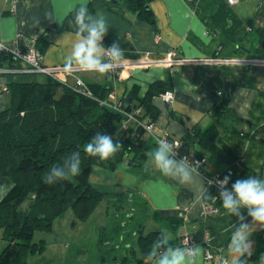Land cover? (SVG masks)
I'll list each match as a JSON object with an SVG mask.
<instances>
[{
    "label": "crops",
    "instance_id": "0c3cea01",
    "mask_svg": "<svg viewBox=\"0 0 264 264\" xmlns=\"http://www.w3.org/2000/svg\"><path fill=\"white\" fill-rule=\"evenodd\" d=\"M83 3L90 13L105 14L110 27L103 44L107 48L113 42L118 43L127 60L114 82L108 73L78 69L76 76L88 84L112 86L114 83L118 98L133 85L139 87L142 97L150 84L168 80L167 89L172 91L173 101L166 104L158 96L151 100L158 111L155 133L169 132L183 142L184 149L194 154L195 130L215 124L219 141L241 157L245 167L241 179L250 175L264 178V145L227 133L214 112L216 92L225 91L227 105L241 119L238 128L246 129L247 123L264 124V62H253L264 61V50L259 47L264 39L259 32L264 29V0H239L232 6L226 0H152L149 7L154 25L138 20L117 0H18L14 12L9 10V0H0V42L10 44L15 35L21 33L20 45L34 41L43 65H63L77 39L76 29L69 21ZM48 14L52 15V20L47 19ZM35 19L41 21L40 25L34 26ZM47 31L45 38L43 34ZM169 50L175 51L178 58L197 62L176 65L170 72L158 61ZM145 54L155 62L147 68H139L133 62ZM13 73L12 78L19 82L44 78L39 74ZM6 81L7 77L0 72V110L7 107L8 101L11 104L9 90L3 89L7 87ZM72 83V77L68 76L67 84ZM98 166L102 172L90 175L94 176L92 184L97 189L112 191L113 184L144 197L151 214L147 233L161 231L169 241L190 238V243L203 247L198 264H211L204 259L206 249L216 261L231 264L228 243L233 225L239 226L240 221L226 209L214 217L208 216L200 185L185 186L170 180L152 164L150 154L142 174L125 163H119L113 170ZM222 170V165L213 162L204 167V171L211 174ZM0 184L11 183L1 179ZM242 213L250 223L247 211L242 210ZM261 230L264 228L258 227L252 232V255L256 258L247 259V264H259V256L264 253V237L256 236Z\"/></svg>",
    "mask_w": 264,
    "mask_h": 264
},
{
    "label": "trees",
    "instance_id": "16d2710c",
    "mask_svg": "<svg viewBox=\"0 0 264 264\" xmlns=\"http://www.w3.org/2000/svg\"><path fill=\"white\" fill-rule=\"evenodd\" d=\"M151 1L117 0V3L127 8L138 20L154 25V15L149 7ZM259 32L264 36V29ZM48 33L45 32L43 37L46 38ZM0 68L13 70L21 67L11 57L0 53ZM3 74L7 77L6 88L11 96V104L0 110V174L13 187L0 200L3 242L0 264H28L27 258L39 254L44 247L42 240H32L35 231H48L54 219L68 209L77 218L83 219L103 199L108 200L115 213L100 228L97 247L101 264H149L144 260V254L162 232L153 230L142 235L143 218L148 216L144 197L132 189L119 192L99 190L89 178L92 165L113 170L119 163H125L133 171L142 174L145 161L157 143L137 124L129 123L122 128L124 117L100 104L98 100L106 99L112 86L88 84L97 98L95 100L76 94L67 84L50 77H44L42 81L19 82L12 78L14 73ZM167 87L168 80L156 81L148 86L141 97L139 87L133 85L118 99L127 110L141 108L139 119L148 117L154 122L158 111L151 100L168 90ZM216 96L214 112L222 128L229 134L264 145V124L247 123L246 129L238 128L241 119L227 105V92L217 91ZM97 132L111 135L122 143L123 148L113 158L102 162L88 156L83 146ZM194 142L197 144L194 154L184 149L182 142L178 155L204 159L201 167L204 177L216 174L223 178L230 171L229 188L235 180L241 179L245 172L241 157L219 141L215 124L195 130ZM73 151L81 154V175L52 185L45 184V174L53 165L63 164ZM208 162L222 165L223 170L213 174L205 172L204 167ZM207 188L217 198L210 199L203 191V202L220 212L224 208L218 198V189L212 186ZM27 200V206L21 208ZM256 236L264 237V230ZM169 242L174 246L182 245L180 239ZM135 245L139 249L138 255L134 252ZM249 258L256 257L252 255L246 259ZM210 262L220 264L215 259Z\"/></svg>",
    "mask_w": 264,
    "mask_h": 264
},
{
    "label": "clouds",
    "instance_id": "9594fccd",
    "mask_svg": "<svg viewBox=\"0 0 264 264\" xmlns=\"http://www.w3.org/2000/svg\"><path fill=\"white\" fill-rule=\"evenodd\" d=\"M47 19L52 20L51 14ZM39 19L34 20V26L40 25ZM69 25L76 29V41L72 45L69 55L65 57L64 66L67 69L76 67L85 72L101 74L113 71L127 60L124 50L116 42L107 48L104 46V37L109 30V23L103 12L92 14L87 4L83 3L72 16ZM123 148L119 140L106 133L97 132L84 146V152L99 161L113 158ZM179 145L170 143L167 139H160L155 149L150 153L151 162L164 176L185 186L200 185L208 198L216 199L205 186L199 172L200 162L191 161L187 155L178 158ZM81 154L73 151L64 160L63 164L53 165L44 176V183L52 185L60 180H69L81 175ZM102 169L98 165L91 168L90 175L99 174ZM231 172L222 179L215 178L207 181L208 185L218 188V198L222 207L230 216L240 221L239 226L233 225V232L228 243V252L231 255V264H247V257L254 251L252 232L256 228H264V178L250 175L244 179H237L228 187ZM13 185L0 184V200L4 199ZM199 199V196L197 197ZM242 210L247 211L251 222L246 221ZM162 249V250H161ZM203 256L201 245L186 241L183 245H172L167 236L161 233L150 250L144 254V260L149 264H198ZM227 264V261H225ZM259 264H264V253L259 256Z\"/></svg>",
    "mask_w": 264,
    "mask_h": 264
},
{
    "label": "built area",
    "instance_id": "2783aa9c",
    "mask_svg": "<svg viewBox=\"0 0 264 264\" xmlns=\"http://www.w3.org/2000/svg\"><path fill=\"white\" fill-rule=\"evenodd\" d=\"M18 0H9V10L11 12L15 11L16 4ZM239 0H226L228 5H235ZM23 39V35L21 33H17L15 35L14 40L10 44H4L0 42V53L11 57L15 62L19 63L20 67L19 69H13V70H7L0 68V72L2 73H10V72H16V73H30V74H39L44 77H50L54 80L60 81L63 84H67V77L71 76L73 79V83L71 85L67 86L76 94H79L84 97L92 98L97 100L96 97L93 96L92 92L89 89L88 83H86L83 79L76 76L75 73L78 71V68L73 67L71 69L65 68L63 65H53V66H45L42 63V55L40 52L35 48L34 41L31 42L29 45L21 46L20 41ZM160 63L165 65L170 72H172V69L176 65L180 64H189L193 62H197L196 60L192 59H181L175 56V51L169 50L164 58L161 60H158ZM155 61H153L148 54L143 55L138 61L133 62L135 65H137L139 68H147L151 64H153ZM255 62H264L262 60H254ZM126 63H122L120 66L116 67L113 71L108 72V74L113 79V82L120 76L119 70L121 67H124ZM6 89V88H5ZM160 100H162L166 104H170L173 101L174 95L172 91L165 90L162 92L159 96ZM101 105H104L108 107L109 109L120 113L124 117V121L122 124V128H125L127 124H137L140 126L144 132L149 135V137L158 143L160 139H167L170 143H174L181 146L182 142L179 139L173 138L169 132L164 131L162 134L158 135L155 133V122L151 121L148 117L144 119H139L138 115L141 113V108L135 107L131 110H127L123 107L122 102L118 99L116 92H115V86L114 83L112 85V90L109 92L106 99L98 100ZM183 157L179 156L178 158ZM191 161H199L200 167L199 172L205 179V186H212L217 188L215 185H208L207 181L213 180L215 178H220L218 175H212L210 177H204V175L201 173V167L204 164V159L199 158H192ZM218 189V188H217ZM205 213L209 216H216L219 213V210L216 207H213L210 204L204 205ZM190 241V238L184 237L181 241V244L183 245L186 241ZM204 259L206 261H211L214 258V255L212 252L208 249L204 252ZM220 264H225V261L218 260L217 261Z\"/></svg>",
    "mask_w": 264,
    "mask_h": 264
},
{
    "label": "rangeland",
    "instance_id": "374dc122",
    "mask_svg": "<svg viewBox=\"0 0 264 264\" xmlns=\"http://www.w3.org/2000/svg\"><path fill=\"white\" fill-rule=\"evenodd\" d=\"M3 89L6 90L7 88ZM9 104L10 101H8L7 106ZM1 179L6 180V177L0 174ZM89 181L92 183L94 176H91ZM95 181L98 182L97 179ZM112 186V191L119 192L124 190V188L113 184ZM27 204L28 200L21 208H25ZM113 213H115L114 208L108 200L104 199L99 201L89 212L88 216L83 219L77 218L73 211L68 209L61 216L54 219L48 231H35L32 240L34 242L42 240L44 247L39 254L30 255L27 258L28 264H101L100 252L97 247L99 232L100 228L107 224ZM147 213L148 216L143 218L142 235H145L149 230L148 222H150L151 214L149 211ZM2 246L3 242L1 241L0 232V248ZM138 250L135 245V255H138Z\"/></svg>",
    "mask_w": 264,
    "mask_h": 264
},
{
    "label": "water",
    "instance_id": "95a60500",
    "mask_svg": "<svg viewBox=\"0 0 264 264\" xmlns=\"http://www.w3.org/2000/svg\"><path fill=\"white\" fill-rule=\"evenodd\" d=\"M248 24H251V21H248ZM259 47L264 50V39L261 40ZM227 89V86H225V90Z\"/></svg>",
    "mask_w": 264,
    "mask_h": 264
}]
</instances>
